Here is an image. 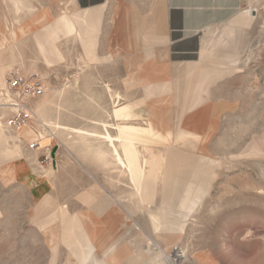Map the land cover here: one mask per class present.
<instances>
[{"label":"rangeland","instance_id":"374dc122","mask_svg":"<svg viewBox=\"0 0 264 264\" xmlns=\"http://www.w3.org/2000/svg\"><path fill=\"white\" fill-rule=\"evenodd\" d=\"M18 1L29 6L0 0V28L14 35L0 39V264H133L147 247L161 264H264V0H244L229 20L199 32L193 53H173L168 44L165 71L149 79L135 52L157 58L151 30L133 56L124 48L126 31L109 56L115 23L96 30L93 56L77 30L46 41L43 55L34 36L44 25L19 28L44 9L47 24L79 13L74 0ZM120 1L137 5L149 26L148 0ZM110 11L92 17L98 28L115 21ZM209 40L213 51L204 50ZM12 71L36 77L44 93L9 91ZM13 102L29 109L33 139L18 136L25 124L10 123ZM125 103L128 120L114 113ZM155 105L165 107L154 115H166L168 135L158 123L159 135L151 130L137 143L142 158L130 151L139 171L133 180L105 135L115 137L122 122L147 126ZM32 142L42 153L29 150ZM17 144L27 162L20 172ZM43 183L49 187L40 192ZM154 220H169L167 230Z\"/></svg>","mask_w":264,"mask_h":264},{"label":"crops","instance_id":"0c3cea01","mask_svg":"<svg viewBox=\"0 0 264 264\" xmlns=\"http://www.w3.org/2000/svg\"><path fill=\"white\" fill-rule=\"evenodd\" d=\"M135 1V0H132ZM146 3H148L147 9L149 10V17H150V24L147 25V19L143 18L138 14L137 12V5H134L131 3V6H128V3L123 4L119 0L116 3V0H74V4L76 5V9H78L77 14L73 16L69 15H63L59 17L56 21H52L47 24L48 18H50V14L47 12L46 9L41 10L39 13H35L31 18L28 20L26 24H24L22 27L19 28L17 34H22L27 30L36 28L39 25H44L40 28L41 31L38 34H35L34 39L40 49V52L43 55L47 54L46 51V41L51 42L54 39L57 38V36L60 33H72L74 30L78 31L79 37L85 38L86 40V49L87 53L90 56H93L94 54V40H96V30L102 29V30H116V32L112 36V42H111V54L109 56L117 55L118 51V44L116 43L117 40V34L120 31H126V40L124 48L128 47V50L130 53L128 55L133 56V52L136 47H140V42L142 41L144 31L149 29L152 33V39L151 45L158 47L157 51L155 52V55L157 58L155 59H147L144 60V57L140 55L138 49L135 53H138V63H136L138 69L143 70L144 76H148V79L150 76H152V71L155 70H163L165 71L168 61V44H170L172 52H180V53H193L195 48L199 45L197 44V39L199 37V32L202 30H206L210 25L217 23V22H223L226 20H229V18L233 17L235 14H237L244 6V0H148ZM14 4L17 6H26L28 4L20 2L18 0H14ZM123 5V6H122ZM29 6V5H28ZM112 7L115 8V21L112 22L110 27H101L98 28L97 23L93 22V18L95 20H99L98 17H96V14H99V10H102V14H108L111 12L110 9ZM108 8V9H107ZM143 9V8H142ZM83 12V13H82ZM97 12V13H96ZM145 12V11H142ZM244 13V12H243ZM242 13V14H243ZM242 14L240 16H242ZM79 24V28L76 25ZM116 24V27L112 26L113 24ZM133 23V25H132ZM131 25V26H130ZM114 27V29H113ZM149 27V28H148ZM0 39L4 43L10 42L11 39L14 38V35L12 34V38L9 37L6 33L2 32V29L0 28ZM131 33H130V32ZM211 40V39H210ZM209 44L204 46V50L207 51H213L215 47H212ZM201 41V40H200ZM168 42V43H167ZM200 44V43H199ZM198 45V46H197ZM122 47V46H121ZM176 48V49H174ZM133 50V51H132ZM145 53V51H143ZM119 53V52H118ZM152 58L154 54L151 55ZM234 54L229 55L230 63H232V57H234ZM0 72L3 71V66H0ZM151 72V73H149ZM142 76V77H144ZM129 80H127V84H133L135 77L133 75H130ZM150 87V86H149ZM156 107V108H155ZM131 105L130 104H122L114 109V113L116 117L120 118H126L127 120L132 117V113L130 111ZM150 120L147 126H143L140 124H136L133 122H122L118 124V134L114 137L110 133H107L106 139L108 138L107 135H111L113 142L109 140L111 143V151L113 153V156L116 158V152L115 149L118 150L122 158H127L125 155L126 149H129V151H133L137 153V158H142L140 155V151L137 147L138 141H146L145 135H147L149 132L160 134L158 128V123L161 127H163V133L161 135H165L167 137L168 131L165 127L166 115L160 114L155 116L154 112L157 111H164L165 107L163 106H152L150 107ZM153 120V122H152ZM154 120L156 122L154 123ZM168 123V122H167ZM127 125V126H125ZM133 125V126H131ZM63 126V125H62ZM125 126V127H124ZM64 127V126H63ZM132 130H131V128ZM124 128V129H123ZM130 129V130H128ZM190 133L189 131L186 132V134ZM18 136H24L26 138H34L35 132L31 128L30 125L26 124L24 127L21 128L20 131L17 132ZM191 134V133H190ZM196 134V133H195ZM109 135V136H110ZM199 135V134H196ZM19 138H17L18 140ZM15 140L17 143V140L13 137L10 138V141ZM193 143L192 147L195 146L194 141H190ZM120 143V147L118 144ZM20 149V171H24L27 169V162L23 159L25 157L22 148L19 144H17ZM115 145V146H114ZM48 150L51 151V148L53 147L52 140L49 142ZM33 152H35L37 155L40 154V149H29ZM53 150V148H52ZM42 153V152H41ZM124 154V155H123ZM133 155V154H132ZM40 157H38L39 159ZM133 155V161L134 166L136 169V161L134 160ZM136 172H139L136 169ZM142 173V172H141ZM143 174H141L142 176ZM39 178V177H38ZM40 181V178L39 180ZM38 189H40V192H43L46 190L49 186L46 184H39ZM48 197L47 195L44 196V198Z\"/></svg>","mask_w":264,"mask_h":264},{"label":"built area","instance_id":"2783aa9c","mask_svg":"<svg viewBox=\"0 0 264 264\" xmlns=\"http://www.w3.org/2000/svg\"><path fill=\"white\" fill-rule=\"evenodd\" d=\"M8 90H18L17 95H32L34 97L41 96L44 93L43 87L40 86L38 79L34 76H25L22 72L12 71L10 76L8 75ZM12 92V91H11ZM14 93V92H13ZM14 111H16L15 116L10 119V123L15 126L20 127L25 124L30 118L29 109L23 102H13ZM30 148L40 149L41 146L37 142L30 143ZM50 153L46 157H49Z\"/></svg>","mask_w":264,"mask_h":264},{"label":"bare ground","instance_id":"6f19581e","mask_svg":"<svg viewBox=\"0 0 264 264\" xmlns=\"http://www.w3.org/2000/svg\"><path fill=\"white\" fill-rule=\"evenodd\" d=\"M26 125V124H25ZM25 125H23L22 127H24ZM125 126H127V125H125ZM124 126V127H125ZM131 126H133V125H131ZM21 127V128H22ZM21 128H20V130H21ZM131 128V127H130ZM124 129V128H123ZM19 130V131H20ZM128 130H130V129H128ZM131 130H132V128H131ZM110 135V134H109ZM109 135H107V139H110L112 142L114 141V140H112V138H111V135L109 136ZM106 137V136H105ZM111 144V143H110ZM115 146V145H114ZM115 151H116V157H117V160L118 161H120V163L121 164H123L124 166H128V167H130L131 169V172H132V179L133 180H135V178H136V169H135V166H134V161H133V155L130 153V151H129V149H126V155H127V161H124L123 160V158H122V156L120 155V153L118 152V150L117 149H115ZM18 166H19V168H20V162H18ZM187 192V191H186ZM173 205V204H172ZM168 222L170 223V221L168 220V221H161V222H159V220H154V223H155V227H156V229L157 230H167V227H168ZM108 223V222H107ZM112 228V227H111ZM136 244V243H135ZM152 245V244H151ZM100 247V246H99ZM103 247V246H102ZM134 247V246H133ZM140 248V247H139ZM131 251V250H130ZM113 252H115V251H113ZM136 252V251H135ZM137 253H138V251H137ZM139 253H140V251H139ZM165 255L169 258L170 256H171V249H168L166 252H165ZM176 257L178 258V259H181V258H183L185 255H184V252H177L176 254ZM135 256V255H134ZM111 258V257H110ZM112 258H113V260H118L120 257H118L117 256V254L116 253H114V254H112ZM130 260V259H129ZM145 260H147L148 262H150V263H153V264H161V262H160V257H159V255L158 254H156V253H154V251L153 250H151L150 249V247L148 248L147 247V251L146 252H144V253H141V254H139L138 256H136L134 259L132 258V260H130L133 264H143L144 263V261ZM128 261V260H127ZM125 263V262H124ZM91 264H106V263H104V262H102V261H99V260H97V259H94L93 261H92V263Z\"/></svg>","mask_w":264,"mask_h":264}]
</instances>
